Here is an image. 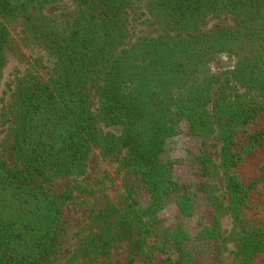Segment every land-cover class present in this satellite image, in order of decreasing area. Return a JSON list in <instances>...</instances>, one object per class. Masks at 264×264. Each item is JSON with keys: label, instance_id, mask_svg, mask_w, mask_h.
Segmentation results:
<instances>
[{"label": "trees", "instance_id": "16d2710c", "mask_svg": "<svg viewBox=\"0 0 264 264\" xmlns=\"http://www.w3.org/2000/svg\"><path fill=\"white\" fill-rule=\"evenodd\" d=\"M64 1L0 0V88L29 41L54 62L47 81L14 80L4 145L15 162L0 153V264H49L62 252V211L74 196L49 185L84 176L97 150L118 159L122 195L102 202L70 262L116 264L113 250L127 242V264H253L264 232L244 230L243 211L258 182L244 183L238 168L264 145V127L249 130L264 118V0H149L159 33L130 46L135 0H76L58 24L46 12ZM226 57L233 68L215 69ZM183 123L217 139L218 154L207 141L193 156L205 180L197 190L163 158ZM199 193L213 221L192 236L185 224ZM170 205L171 225L160 217Z\"/></svg>", "mask_w": 264, "mask_h": 264}, {"label": "rangeland", "instance_id": "374dc122", "mask_svg": "<svg viewBox=\"0 0 264 264\" xmlns=\"http://www.w3.org/2000/svg\"><path fill=\"white\" fill-rule=\"evenodd\" d=\"M76 0H65L47 10V15L54 22L66 21L73 16ZM149 0H135L133 9L138 11L129 13L131 39L127 46L140 36L153 35L159 33V27L151 16L149 10ZM60 22V23H61ZM57 25V24H56ZM61 26V24H60ZM22 37H24L22 35ZM234 60L222 58L215 69H231ZM54 62L48 54L37 44L27 42L24 58L17 62L13 61L5 70V76L0 88V144H3L0 153L9 164H13V151L5 142L9 139V128L11 127V116L8 115L11 105L14 103L15 77L32 75L41 81H47L53 74ZM97 103L94 102L93 108L96 109ZM6 114V115H5ZM5 115V117H4ZM4 117V118H3ZM264 127V118L251 125L249 130L254 132ZM104 132L118 129L106 128L101 126ZM208 141V142H207ZM218 154V149L213 148L217 139H205L203 137L192 136L188 132L187 124L181 125L180 135L168 142L167 150L164 155L165 160L175 163L174 176L177 181L183 184L192 185L195 190L205 180L200 177L201 165L195 164L193 156L198 155L204 149V145ZM206 147V146H205ZM217 158V157H216ZM215 158V159H216ZM218 159H216L217 161ZM238 174L240 179L249 184L258 182V189L253 191L247 208L243 211V228L252 231L261 228L264 232V145H262L255 155L247 157L239 166ZM121 177L117 158L104 159L100 151H95L89 161L88 169L84 176L59 179L50 184L59 195L65 194L68 188L73 191V200L66 202L62 215L64 220L63 246L62 252L49 264H83L72 263L70 259L80 245L81 239L90 232L93 217L100 210L102 202L108 198L115 204H119L122 195ZM218 185L222 192H225L224 182L218 178ZM177 209L174 205L168 206L160 217L165 219L169 225L174 224ZM213 221L212 211L209 207L205 194H198V202L193 215L186 219V228L192 236H195L205 225H210ZM223 228H231V219L222 222ZM203 253H206L203 251ZM129 257V243L118 244L113 250L111 259L116 264H127ZM135 264H141L137 261ZM253 264H264V254H260L253 260Z\"/></svg>", "mask_w": 264, "mask_h": 264}]
</instances>
